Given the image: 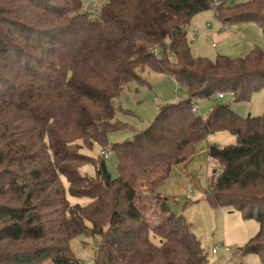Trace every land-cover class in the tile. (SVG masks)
<instances>
[{
  "label": "trees",
  "instance_id": "trees-1",
  "mask_svg": "<svg viewBox=\"0 0 264 264\" xmlns=\"http://www.w3.org/2000/svg\"><path fill=\"white\" fill-rule=\"evenodd\" d=\"M209 10L264 33V0H108L97 18L82 0H0V264H82L71 246L80 236L97 244L94 264H211L157 189L220 131L237 143L208 146L205 197L259 224L239 251L264 264V114L244 119L218 104L204 118L195 109L218 94L240 103L264 90V51L195 58L188 26ZM145 69L173 77L188 98L161 106L146 129L113 145L112 178L106 157L83 150L105 148L127 127L116 101L131 82L146 83ZM87 164L96 177L80 172ZM67 193L90 203L72 205Z\"/></svg>",
  "mask_w": 264,
  "mask_h": 264
},
{
  "label": "rangeland",
  "instance_id": "rangeland-1",
  "mask_svg": "<svg viewBox=\"0 0 264 264\" xmlns=\"http://www.w3.org/2000/svg\"><path fill=\"white\" fill-rule=\"evenodd\" d=\"M82 1L84 11L97 18L108 0ZM214 1L215 5H220L223 2L231 3L232 0ZM247 1L249 0H237L238 3ZM190 24L188 41L195 58L211 60H215L218 56L242 58L249 54L251 47L264 51V33L254 24L243 25L246 32L241 29L242 36H238V39L232 43H225L224 40L236 34L234 31L238 28L232 25L230 34L222 33L221 23L216 19L214 10L200 13L192 19ZM196 29L200 32L199 34ZM220 40L223 41L219 43ZM141 77L146 81L145 84L131 82L116 101L117 107L122 108V112L117 111L116 117L127 127L111 132L105 148L94 146L92 149L83 150L94 160L103 158L102 151L106 150L109 155L105 162L112 178L119 175L118 159L116 153L112 151L113 145L133 138L136 129H146L155 120L161 106L188 98L186 90L171 76L145 69ZM218 104L228 105L244 119L261 116L264 114V90L256 93L249 102H235L230 94H224L223 98L216 95L212 99L198 100L197 113L205 118ZM236 143V137L228 131L210 135L196 147L195 155L187 165L173 168L166 182L157 189V193L162 197L166 196L165 204L171 213L183 216L190 224L191 231L200 240L211 264H262L258 256H244L239 251L258 233L259 224L255 220L244 219L237 211L216 209L205 197L208 189L207 182L214 168V163L209 158L208 146L217 145L224 148ZM80 172L91 178L96 177L93 164L85 165ZM64 185L67 188L66 181ZM67 198L72 205L87 206L90 203L87 198H75L69 193ZM148 204L151 205L150 202ZM154 242L160 244L157 238H154ZM71 246L82 264H94L97 244L91 238L80 236L73 240ZM218 246L226 247L229 253L219 251L218 254H213V248ZM45 264H52V262L47 261Z\"/></svg>",
  "mask_w": 264,
  "mask_h": 264
},
{
  "label": "crops",
  "instance_id": "crops-1",
  "mask_svg": "<svg viewBox=\"0 0 264 264\" xmlns=\"http://www.w3.org/2000/svg\"><path fill=\"white\" fill-rule=\"evenodd\" d=\"M218 20V19H217ZM220 23H221V27H222V25H224L220 20H218ZM191 25V24H190ZM190 25L188 26V34H189V32L191 31V29H190ZM245 25H248V24H245ZM231 26L232 25H230V27H229V31L228 32H223V31H221V29H220V31L222 32V33H226V34H230V31H231ZM234 26H236V25H234ZM238 29L237 30H235L234 32L236 33V34H234V35H231V36H228L227 38H225V43H232V42H234V41H236L237 39H238V36H242L241 34H243L242 33V31H241V29H243L244 31L243 32H246L245 31V29H244V27H243V25H237L236 26ZM200 32H198L197 34H199ZM203 34V33H202ZM188 37V36H187ZM204 37H207V36H205L204 35ZM223 40H220L219 41V43H221ZM224 43V44H225ZM254 48H256V47H251L250 48V50H252V49H254ZM195 155V153L185 162V163H183V164H180V165H177V167L178 166H185V165H187L189 162H190V160L193 158V156ZM174 168V167H173ZM173 170V169H172ZM163 197H166L165 195L163 196ZM215 248V247H214Z\"/></svg>",
  "mask_w": 264,
  "mask_h": 264
},
{
  "label": "built area",
  "instance_id": "built-area-1",
  "mask_svg": "<svg viewBox=\"0 0 264 264\" xmlns=\"http://www.w3.org/2000/svg\"><path fill=\"white\" fill-rule=\"evenodd\" d=\"M229 27H230V25H228V24H224V25H222V27H221V31H223V32H228V31H229ZM196 31H197V33H198V30H197V29H196ZM151 51L153 52V54H157V53H159L158 48H155V47H153V48L151 49ZM217 97H219V98H223L224 95H222V94H218ZM195 109L197 110V107H195ZM102 155H103L104 157H107V156L109 155V153H108L107 151H103V152H102ZM219 251H223L225 254L229 253V250H228L226 247H223V248H222L221 246L215 247V248H213V250H212L213 254H218Z\"/></svg>",
  "mask_w": 264,
  "mask_h": 264
}]
</instances>
